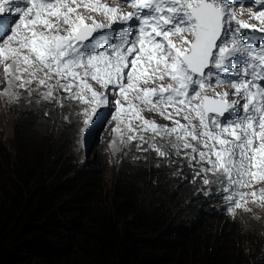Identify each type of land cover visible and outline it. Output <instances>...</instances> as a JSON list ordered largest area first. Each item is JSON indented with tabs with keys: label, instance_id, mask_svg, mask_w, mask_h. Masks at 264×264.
<instances>
[{
	"label": "snow or ice",
	"instance_id": "obj_1",
	"mask_svg": "<svg viewBox=\"0 0 264 264\" xmlns=\"http://www.w3.org/2000/svg\"><path fill=\"white\" fill-rule=\"evenodd\" d=\"M125 3L132 11L102 0H0V65L9 82L5 94L12 95L13 85L27 88L34 81L48 89L44 99H53L57 90L68 93V99L84 106L85 146L111 96L113 131L122 143H148L144 132H151L153 141L174 135L171 146L177 155L181 147L190 148V162L208 165L196 173L203 174L204 185L226 183L222 191L227 195L221 198L230 213L250 211L249 203L264 207V187L256 188L264 184V0ZM237 5L240 16L246 10L257 23L239 18ZM253 5L261 10L253 11ZM121 24L127 26L121 29ZM166 78L169 83L157 84ZM150 83L157 86H142ZM144 110L158 112L174 126L145 120ZM133 120L140 121L138 128ZM149 147L167 155L155 143ZM209 173L217 181L209 180Z\"/></svg>",
	"mask_w": 264,
	"mask_h": 264
},
{
	"label": "trees",
	"instance_id": "obj_2",
	"mask_svg": "<svg viewBox=\"0 0 264 264\" xmlns=\"http://www.w3.org/2000/svg\"><path fill=\"white\" fill-rule=\"evenodd\" d=\"M39 110L8 121L0 104V264H264L258 213L226 216L187 167L137 148L91 173L75 128Z\"/></svg>",
	"mask_w": 264,
	"mask_h": 264
},
{
	"label": "rangeland",
	"instance_id": "obj_3",
	"mask_svg": "<svg viewBox=\"0 0 264 264\" xmlns=\"http://www.w3.org/2000/svg\"><path fill=\"white\" fill-rule=\"evenodd\" d=\"M3 66L0 65V104L3 105L4 108V113H5V118L6 120H11L10 116L13 115L14 111L19 107V100H22L23 103L26 101H29L30 103L33 102V96H35L34 93V88L36 85V82L34 81L32 84H30L27 88H18L13 85L10 89L12 92V95H6L5 94V89H9V82L8 79L5 77L3 74ZM25 78H27V75L25 74ZM3 79H5V83L3 82ZM19 83V82H16ZM37 107L39 112L46 114L45 109L50 112L47 114L48 116L52 115L55 116V119L61 118V121L64 123H69L72 125L74 128L82 123V126L84 128V116H83V110L84 106L81 105L80 103L76 102L74 106L70 105H60L55 99H50L47 100L43 105L38 102ZM101 111V109H100ZM106 113L105 115H102L99 120L95 121L96 122V127L92 131V135L89 137L87 146H85L83 142V129L81 131L77 129V133L74 137L72 142L70 143L68 152L70 155L74 156L75 159L78 160L79 163L84 164H92L91 168V173H97L99 172L102 168L99 165V161L101 159V152L104 153L105 158H106V163L109 165L112 161H115L117 158H119V154L122 153H129V143H122L121 142V136L118 135L113 131V129L116 128L117 122L113 121L111 119V116H114L115 109L110 108L109 110H104L101 111ZM110 112L111 115H107V113ZM41 114V115H43ZM141 115L145 117V120L148 121H157L161 124L164 125H170L171 121L169 119L163 118L158 112H153L152 114H145L144 112H141ZM52 123V120H50ZM135 122H137L135 120ZM7 124L4 122L2 124L5 125ZM49 127L46 128H50ZM123 128V125H121ZM5 129V134L8 135V127H4ZM47 129V130H48ZM51 133L57 138L59 136V132L56 129V127L52 126ZM129 133L125 132L123 139H127V135ZM139 134V133H137ZM6 135V136H7ZM145 140L148 141V143H142L139 139L133 140L135 142L136 148L138 149V153H143L146 156L150 158V161H162L163 159V164L168 163L169 161L174 162L175 160L178 161V167L181 172L180 178L184 179L186 176V167L188 171L193 174L195 178H199V176L196 175L197 172L200 171L201 167H208L207 164H200L197 163L196 160L189 161L188 155L192 152V150L189 149H184L181 147L179 155L176 154V149L173 148L171 145L173 143H176L175 136H165L163 138L161 137H156L155 140H152V133H143ZM54 140V138H53ZM55 141V140H54ZM189 142L193 144V146L197 147L199 150H204L202 146L197 142V141H192L189 138ZM59 142H55L54 144H58ZM150 143H155L158 147H160L163 151L167 153L166 156H159L156 151L151 149L149 147ZM147 149V150H145ZM98 153V157L96 154ZM197 155V160L199 159L198 154ZM109 159V161L107 160ZM107 168V169H106ZM106 174L111 177L110 173V167H106ZM179 174V173H178ZM177 174V176H178ZM208 179L211 181H217V178H211V173L208 175ZM215 183H220L219 181ZM214 183H211L209 185H206V189L209 190V188L213 185ZM261 187H264V184L261 185H256V188L259 189ZM241 191H249L248 189H241ZM227 195V193H225ZM250 199V198H249ZM223 204V203H222ZM224 209H226L225 205ZM230 206V205H229ZM247 207L250 209V211H245L244 209H237L235 214H245V213H258L260 216L264 218V207L259 206L258 204L255 203H249ZM229 212V211H228ZM247 217V216H245ZM261 223L264 224V222L261 220Z\"/></svg>",
	"mask_w": 264,
	"mask_h": 264
},
{
	"label": "clouds",
	"instance_id": "obj_4",
	"mask_svg": "<svg viewBox=\"0 0 264 264\" xmlns=\"http://www.w3.org/2000/svg\"><path fill=\"white\" fill-rule=\"evenodd\" d=\"M104 3H107L108 5H111V3H112V0H102ZM233 3H235V0H233ZM25 5L21 2V7H24ZM112 6H114V7H119V8H121L122 10H126V11H132V9L130 8V7H128V5H124V4H120V2H116L115 3V5H112ZM252 8L253 9H255L256 11H258V9L256 8V6L255 5H253L252 6ZM85 15H88V13H84ZM92 15H94V16H96V19L97 20H104V17H102V16H99V15H96L95 13H92ZM238 16H239V18H241V19H243V20H245V21H252V20H249V16H248V14H247V11L245 10V12H244V14L242 15V16H240L239 15V12H238ZM89 23L91 22V21H88ZM126 26L124 25V24H121V25H119V28H121V29H123V28H125ZM118 33H119V31H117ZM3 74H4V72H3ZM42 73L40 74V76L42 77ZM3 82L5 83V79H3ZM54 81H49V83H53ZM126 82V81H125ZM170 81H169V79H165L163 82H157V84H159V83H164V84H167V83H169ZM143 87H149V86H153V87H155V86H157V85H155V84H148V85H142ZM94 87H96V85L94 84ZM48 89L46 88V87H40V86H38V84L36 83V85H35V88H34V93H35V96H33V102L32 103H30L29 101H26L25 103H23L22 102V100H19V105L20 104H22V105H25V106H28V107H30L31 109H38V107H37V104H38V102L40 103V104H44L47 100H50V99H44V93L47 91ZM225 89L224 88H216V91L217 92H222V91H224ZM231 91V90H230ZM53 95H54V98L53 99H55L60 105H70V106H74L75 104H76V102L77 101H75V100H71V99H68L67 97H68V93H66V92H64V91H62V90H57V91H55L54 93H53ZM207 95H209V96H212L213 95V93H212V91L211 92H209ZM229 99L230 100H232V99H236V97L235 96H233V95H230L229 96ZM109 100H110V107L108 108V109H101V111H106V110H109L110 108H114V105H112L111 104V101H112V97L111 96H109ZM18 105V106H19ZM115 109V108H114ZM167 111L168 112H171V111H173V109L171 108V107H169L168 109H167ZM142 112H144L145 114H152L153 112H156V111H148V110H144V111H142ZM157 113V112H156ZM143 118H145V117H143ZM173 119H175V120H179L180 121V123L182 124L183 123V120H182V117L181 116H174L173 117ZM171 121V123H170V125H164V124H161V123H159V122H157V121H154L158 126H161V127H164V126H167V127H169V128H171V127H173L174 126V124H173V121L172 120H170ZM192 123L193 124H196L197 126H198V123L196 122V120H194V121H192ZM132 125H133V127H139V125H140V121H137V122H135V120H133L132 121ZM77 129H79L80 131H81V129H83V126H82V123L80 124V125H78L77 124V126L75 127V130H77ZM144 133H149V132H144ZM76 134H78L77 133V131L75 132V135ZM74 135V136H75ZM129 144H130V148L129 149H131V148H136V145H135V142L134 141H131V142H129ZM107 160L109 161V159L107 158ZM210 174V173H209ZM208 174V175H209ZM211 178H216L215 176H213L212 174H211ZM200 182H202V187L199 189V191H201L202 193H204V195H205V193H209V195L208 196H210V201H212L213 202V200L214 201H217V202H219L221 205H225V207H226V209H228L230 206H229V203L227 202V201H225V200H223L221 197H223V196H226V194L222 191V188L224 187V186H226V183L225 184H221V183H214L210 188H209V190L208 189H206L205 187H206V185H204V183H203V179H204V176H203V174H201L200 176H199V178H197ZM223 203V204H222ZM224 207V206H223ZM224 211H225V215L227 216H233V217H237L239 214H235V215H233L232 213H230V212H228L227 210H225L224 209Z\"/></svg>",
	"mask_w": 264,
	"mask_h": 264
}]
</instances>
